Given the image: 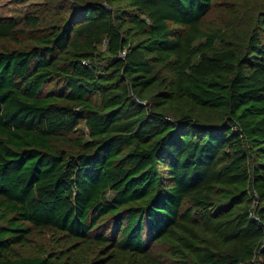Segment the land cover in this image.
<instances>
[{"label":"trees","instance_id":"1","mask_svg":"<svg viewBox=\"0 0 264 264\" xmlns=\"http://www.w3.org/2000/svg\"><path fill=\"white\" fill-rule=\"evenodd\" d=\"M64 1L0 19V264H264V0Z\"/></svg>","mask_w":264,"mask_h":264},{"label":"rangeland","instance_id":"2","mask_svg":"<svg viewBox=\"0 0 264 264\" xmlns=\"http://www.w3.org/2000/svg\"><path fill=\"white\" fill-rule=\"evenodd\" d=\"M64 0H0V19L11 18L18 23L20 30L25 32V35H39L46 33L45 24L51 23L54 17L63 14V9L60 5L65 6ZM260 3L255 1L250 2H232V3H216L205 22L215 29H219L224 38L231 40L233 37L245 35L251 25ZM33 15L37 17L45 16V23L37 28L27 27L25 17ZM4 45L0 41V46ZM107 61L103 60L102 64ZM81 132H87L83 124L78 126ZM159 250H163L159 247Z\"/></svg>","mask_w":264,"mask_h":264},{"label":"built area","instance_id":"3","mask_svg":"<svg viewBox=\"0 0 264 264\" xmlns=\"http://www.w3.org/2000/svg\"><path fill=\"white\" fill-rule=\"evenodd\" d=\"M125 53V51H121V55H123Z\"/></svg>","mask_w":264,"mask_h":264}]
</instances>
